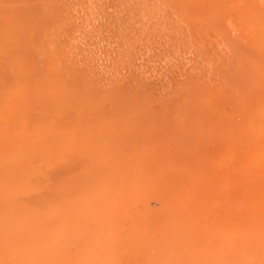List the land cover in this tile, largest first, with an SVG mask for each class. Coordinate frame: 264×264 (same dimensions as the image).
Masks as SVG:
<instances>
[{"label": "rangeland", "instance_id": "rangeland-1", "mask_svg": "<svg viewBox=\"0 0 264 264\" xmlns=\"http://www.w3.org/2000/svg\"><path fill=\"white\" fill-rule=\"evenodd\" d=\"M0 184L32 264H264V0H0Z\"/></svg>", "mask_w": 264, "mask_h": 264}, {"label": "bare ground", "instance_id": "bare-ground-1", "mask_svg": "<svg viewBox=\"0 0 264 264\" xmlns=\"http://www.w3.org/2000/svg\"><path fill=\"white\" fill-rule=\"evenodd\" d=\"M2 190H4V188L3 185L0 184V197H3L1 196ZM9 194L10 193L8 192L7 195ZM1 214L0 264H32L28 255L21 252L23 243H20L18 240V231L21 227V222L18 220V207L11 204L7 206ZM25 244H27V242H25Z\"/></svg>", "mask_w": 264, "mask_h": 264}]
</instances>
